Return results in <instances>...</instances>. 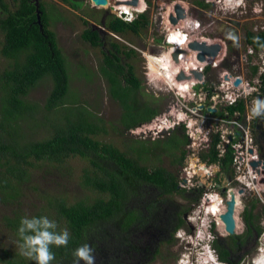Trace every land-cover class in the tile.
<instances>
[{
    "label": "rangeland",
    "instance_id": "rangeland-1",
    "mask_svg": "<svg viewBox=\"0 0 264 264\" xmlns=\"http://www.w3.org/2000/svg\"><path fill=\"white\" fill-rule=\"evenodd\" d=\"M147 1L148 12L145 15L149 23L148 26L143 27L137 35L130 31H123L120 33L111 32L107 27H104V24H101V22H106L104 18L109 15L106 19L108 22L111 16L114 15L113 11L108 12L99 8H93L87 3V0H73L75 4H78L74 5V8L71 3L67 1L66 3L62 0L39 1L46 4L48 11L54 16L53 19H51L52 26H50V29L56 34L57 46L65 58L69 75L68 95L61 109L55 113V117L51 116L52 118L50 117L49 121L52 123L57 122L61 117L70 115L77 107L85 108L95 119H99L102 122L105 129V133H99L98 136H96L97 140L111 144L115 148L120 149L122 153H126L129 158L133 159L137 158L134 152L139 146L138 143H143L147 149H150V152L141 156V164L150 170L161 168L177 174L178 180L181 182L179 188L184 191L182 194L164 197L159 191L146 187L138 197H133L127 206V210L136 215H142V226L135 227L131 231L125 233L121 231L114 220H110L96 226L94 232L91 230V234H89L87 238V244L94 250V256L106 257V264H126L121 262L122 257L119 259L116 254L120 251L118 246L124 247L126 244L124 242L127 241L128 243L130 242L131 245H126L130 246L132 249L131 255L127 254L130 258L134 259L135 255H137L140 257L142 263L175 264L178 254L173 252V247L175 246V249H180L179 242L177 243V240L174 241V239L171 242L167 241L165 233L169 232V226H173L177 223L182 210H186L185 215H190L200 207L201 201L206 200L204 198L205 195L208 196L215 192L210 188V184L207 178H204L202 172V177L196 178L194 183L195 185L201 183V185L196 188L199 193H196V190L190 192L188 188L183 189L182 183L187 179L185 170L190 169L189 164H192L194 169L198 166V171H200L202 167L209 169L210 166L202 159L203 155L207 153V150H205L207 148V129L212 127L211 129H213L215 133L213 139L218 138V141H221L223 136H229L231 132H233V127L225 122L222 114L223 107L220 108L219 106L215 109H211L213 104L210 103L209 100L207 103H201L196 100V103H198L196 109H202L201 111H204L200 117L203 118L202 121H204L206 125L203 130V128L199 126V123L194 120L196 126L189 130L193 134V140H189L185 147L180 138L182 133L178 129L175 131L177 134L173 135L170 131L165 130V133L160 137L152 135L143 136L141 134H135V136H133L131 132H125L120 123V119L124 112L116 101L109 98L108 83L106 79L102 77L100 71L102 68H105V54L117 56L120 60L119 64L124 66L125 72H129L130 69H132L131 76H133L140 85V90L135 93V101L138 105H145L157 112V116L149 125L140 126L133 132L143 127H147L148 129L149 127H155V129H157L156 126L160 124L159 122H162L165 117L170 118L173 116L171 119L175 120L174 116L178 117L184 114V112H182V105L179 104L180 102L177 101V98L172 92V90L176 91V85L173 86L169 83L168 86L166 82L153 80V77L150 76V70L148 69L149 59L151 57L159 58L163 55V52L167 50L163 45L166 37V30L169 32L171 29L169 25L164 24V19H166L169 14V12L165 10L167 9V4L174 2L184 4L186 10H188L187 16L191 20L190 23L194 26L193 31L196 33V38L198 39H201V37L211 39L218 38L220 37L219 34L224 30L225 25H223V23H237L238 26L236 28L240 33L239 54L245 53L247 49V34H255L256 27H258L259 30L262 29L261 27H264V13L260 15L255 14V12L260 13L264 11V0H245V9H237L236 11L230 12V9L227 10L228 6H225V9L224 7L220 8V6L214 3L207 4L206 0ZM5 2L8 4L9 10H3V7L0 5V20L7 17L11 11H15L19 5L15 0H5ZM200 4L210 5V8H200ZM165 13L167 14L166 17ZM234 13L236 14L232 15ZM86 19L94 26V28L92 27L93 29L99 30L101 40L98 46H93L82 39V34L86 29L84 24V20ZM4 38L5 34L0 28V51ZM225 40H227V47H230V51L232 52L233 45L228 43L229 39L226 38ZM114 45L118 46L120 49L119 52L115 51ZM166 52H168V50ZM188 52L191 56L194 55L190 50H188ZM125 54H130L131 56L127 58ZM167 55L164 56V60L171 66V58ZM232 60L233 58L230 56L229 61ZM10 65L11 61L3 57L0 53V74L4 70L9 69L8 67ZM191 65L194 64L191 63ZM226 66L229 67L228 65ZM226 66L225 69L227 68ZM249 71L244 68L234 73L239 75L243 72L246 81L253 84V77ZM148 72L149 76L147 77L146 75ZM218 74V72L210 73L205 71V81L207 83L201 95L203 100L206 99L205 95L208 91L213 95L217 92V88L221 86L222 82L219 81ZM210 86L212 87L211 89L209 88ZM51 90L52 85L49 79H42L29 92L26 100L38 104L39 107L44 106ZM261 92L262 94L259 96L260 101L264 102L263 87L261 88ZM180 95L184 98L186 97L185 94ZM174 102H178L179 108L173 106ZM182 104H185L184 101H182ZM63 106L66 107L62 109ZM38 111L39 112L36 114L37 119L39 117L42 119L47 118L48 115H44L40 110ZM189 120L186 121V123L192 122ZM35 125L37 128L33 127V130H31V128H25L24 132L31 138L35 137V139L38 140L49 137V130H46L41 125ZM189 125L191 126V124ZM39 131H41L42 134L38 138L37 134ZM196 131L198 134L195 133ZM252 131L257 144L261 146L262 156L264 158V114L256 116L252 123ZM241 132L244 136V132ZM35 134L37 136H34ZM173 137L174 139L171 140ZM182 149L186 151L185 159L181 165L177 164L176 166L175 163L181 158ZM92 169L87 159L78 156L71 157L63 164H53L50 162L36 163L34 167L30 169L26 181H24L21 186L19 185L20 187L17 190L20 191L15 193L10 201H8L5 196L1 195L3 193L0 194V264H7L11 259L17 262L20 261L26 264H33L32 261H28L16 254L14 243L16 237L13 231L5 226L4 218L6 216L13 217L15 213L20 216H36L42 214L47 215L50 219H55L61 228L66 227V222L60 219L56 215V211L51 207L55 201H64L67 205L73 206L77 204V202L83 201L86 203H93L98 198L105 197L98 191L85 187L83 184L85 171ZM219 174V180L221 181L220 186L222 189H232L236 191V193L241 194V196H238V194L236 195L238 206L236 208L235 218L236 224L238 225L239 223L236 236H246L247 228L243 221V214L245 210L251 208L253 204L256 206L254 211V215L256 216L255 225L259 226L262 232L260 235L261 240H258L259 245L257 244L259 252V248L264 245V241L262 240V238H264V214H262L264 208L263 192H245L236 181L234 165L227 171L221 168ZM245 181L247 183L248 179ZM228 192L229 191H227V193ZM218 195L224 200L229 198L228 194L226 198L222 197L220 194ZM199 196L201 198L196 202L195 200ZM213 206H209L210 214H208L211 217L215 216L213 213ZM218 210V213H220L221 209ZM201 211V216L203 218L205 213L204 209L200 208L197 214L199 215ZM211 213H213V216ZM218 213H216V216ZM209 215L207 217L208 220L210 219ZM152 228H159L162 235L165 237L160 240L163 246L160 248L159 252L158 249L160 245H158L157 241H150L152 244L150 245L149 242L141 241L137 238L139 237L138 234L141 232L140 229H143V231L145 229L151 231ZM98 230L104 231L107 236L106 234H99ZM218 231L220 235L223 233L221 228H218ZM215 232L217 233V230H215ZM114 246L118 250L113 251ZM216 246L223 250H228L230 252V260L234 262L242 261V264H249L252 257L258 256L257 251H255L257 248L255 237L250 238V240L245 239V241L237 240L234 242H230L227 237L222 239ZM238 248H241V250ZM153 258H155L154 261H152ZM244 259L246 260L244 261Z\"/></svg>",
    "mask_w": 264,
    "mask_h": 264
},
{
    "label": "trees",
    "instance_id": "trees-1",
    "mask_svg": "<svg viewBox=\"0 0 264 264\" xmlns=\"http://www.w3.org/2000/svg\"><path fill=\"white\" fill-rule=\"evenodd\" d=\"M39 1L15 0L19 4L17 9L0 20V28L5 34L0 53L11 61L9 69L0 74V194L3 193L1 195L10 201L14 194L20 191L17 189L26 181L30 169L36 163L63 164L74 156L87 159L93 169L85 171L83 184L105 197H100L93 203L77 202L73 206L67 205L64 201H55L51 205L56 215L66 222L71 234L67 247L53 248L55 260L52 264H73L72 252L77 247L87 244L88 235L91 234V230L95 231L96 226L114 220L117 226L126 232L142 219V215L127 210V206L144 188H153L164 197L182 194L184 191L179 188L177 174L161 168L150 170L141 164V156L150 152L143 143H138L139 146L134 152L137 158L133 159L111 144L97 140L96 136L105 133V129L102 122L95 119L85 108L77 107L67 117L63 116L53 123L49 121V118L55 117V113L61 109L68 95L69 75L65 58L57 46L56 34L50 29L54 16L48 11L47 5ZM62 1L70 2L73 8L74 5H78L73 0ZM0 5L3 10H9L5 0H0ZM199 7L208 9L210 5L200 4ZM108 16L104 18L106 22L102 21L101 24L114 33L130 31L137 35L149 23L146 15L141 16L134 24H127L115 16H111L107 22ZM84 24L86 29L82 39L93 46H98L101 40L99 30L93 29L94 26L87 20H84ZM246 43L262 50L264 34L258 36L248 33ZM114 48L116 52L120 51L117 45H114ZM130 56L125 54L127 58ZM119 62L117 56L105 54V68L100 71L108 83L109 98L116 101L124 112L120 119L121 127L125 132H130L149 124L157 116V112L145 105L137 104L134 98L135 93L140 90V85L131 76L132 69L125 72L124 66ZM253 73L256 75L257 69H254ZM42 79H49L52 90L44 106L39 107L26 98ZM261 80L264 90V74ZM38 110L48 115L47 118L37 119ZM228 110L231 117L236 112L245 114V102L241 101ZM34 123L49 130V137L38 140L26 134L25 128L31 130L33 127L37 128ZM178 130L182 133L180 138L185 147L188 143L185 131L183 127ZM175 131L172 135L177 134ZM40 132L37 134L38 138L42 134ZM173 139L174 137L171 140ZM218 140L212 139L210 149L202 159L209 166L221 163L223 170L227 171L233 165V156L228 150L225 158L219 159L220 153L216 147ZM181 154L180 160L175 163L176 166L182 164L186 151L182 149ZM216 183L221 185L218 178ZM200 198L199 196L195 201L198 202ZM255 209L256 206L253 204L243 214L248 233L259 229L254 225ZM39 215L42 214L36 216ZM20 217L15 213L13 217L4 218L5 226L13 231L16 239ZM220 217L217 219L222 222ZM222 224L224 229L225 225L223 222ZM181 225L182 222L179 227ZM98 231L101 235L106 234L104 231ZM217 250L221 259L227 262L229 253L219 247ZM7 264L26 263L11 259Z\"/></svg>",
    "mask_w": 264,
    "mask_h": 264
},
{
    "label": "built area",
    "instance_id": "built-area-1",
    "mask_svg": "<svg viewBox=\"0 0 264 264\" xmlns=\"http://www.w3.org/2000/svg\"><path fill=\"white\" fill-rule=\"evenodd\" d=\"M118 1H124L129 2L130 4L133 3L135 0H118ZM142 1V8L140 7H133L130 6L131 9H133L136 12H144L147 10V0H141ZM233 6H239V3L241 0H230ZM207 4H211L209 0H206ZM178 3V2H177ZM177 3H170L167 4L169 7H172V15L176 16L175 14V8ZM229 3V4H230ZM88 4H90L93 8H103V6H99L95 3L94 0H88ZM186 12V18L184 20H180L175 29L180 32H187L186 35L189 36V38H194V40H199L202 42H207L209 46L214 45H220L222 50L218 54V58L215 60H210L208 64H211L214 68L219 65V68L221 69V73L219 74V79L221 80L222 84L220 87L217 88V92H215L213 95H211V92H207L205 97L206 99L203 100L201 98V95L203 94V89L206 81L204 82H196V84H200L202 88L200 89L201 92L199 94L192 93V98H200L201 102H206L209 100L210 103H212L211 109H215L216 107H223V116L226 123H229L233 127V132L231 134L225 135L222 137L221 141L218 142L217 151L220 153L219 159H224L226 152L230 150L232 156H233V165L235 167V174H236V181L239 184V186L245 191L249 193H261L264 195V158L262 156V150L261 146H259L256 142V138L254 136V133L252 131V123L255 120L256 116H253L251 114V109L253 107L254 101H260V95L262 94L261 88L262 80L261 77L264 74V50L260 51L256 49L252 44L247 45V49L245 53L240 54L239 57L232 56L233 60L229 61V51L227 47V43L222 41L219 38H205L201 37V39L196 38V33H194L191 29H189L188 26H190V19L188 18V10ZM118 16L122 18V14L119 13ZM124 19V18H123ZM129 21V20H126ZM170 21V20H169ZM228 24V23H227ZM170 38H168L169 41ZM229 61V62H228ZM205 64L204 67L201 69V73L204 74L207 65ZM228 65L226 69L222 67V65ZM222 67V68H221ZM247 69L249 73L251 72L253 77V84L249 81H246L245 74L242 72L239 75H236L234 72L240 69ZM254 69H257L256 75L253 73ZM228 79V80H226ZM237 80L241 81L240 87H235V83ZM212 88L211 86L209 87ZM231 89V90H229ZM225 90H228L226 94H222V92H225ZM264 91V90H263ZM241 101L245 102L246 110L245 114H241L240 112H236L232 117L229 115V108L237 106V104ZM196 106H198V103H196ZM197 108V107H196ZM190 112H192L190 110ZM194 113V112H192ZM199 119L202 120L203 118L198 115ZM166 118V117H165ZM232 119V120H229ZM180 120V119H179ZM245 120V121H244ZM246 122V123H245ZM160 125H162V122H159ZM203 123V121L201 122ZM178 122H172V126L178 125ZM164 125V124H163ZM158 130L161 129L160 126H156ZM155 127H143L142 129H139L138 131H131V134L135 136V134H141L143 136H147V130H154L152 129ZM212 128V127H211ZM244 132V136L242 135V132ZM197 132V131H196ZM189 138L193 140V134L189 132ZM207 139L206 142L209 143L211 139H213V135H215L214 131L206 133ZM192 145V144H190ZM222 146V148H221ZM189 147V146H188ZM205 150H209L210 147L207 144ZM191 149V148H190ZM195 153V152H194ZM257 163L256 166L253 164ZM190 165V169L185 170V174L187 175V179L183 181V189H189V191L196 190L198 186L201 185H195L196 178H199V172H202L201 170H205L204 178H207L208 183L210 184V188L214 193L217 192L218 189H220V185L216 183V175H219L222 165L221 163H218L216 165H212L209 167V169L202 167V169L199 170V167L196 166L195 169ZM198 173H197V171ZM188 171V172H187ZM190 172V173H189ZM247 183L245 180H247ZM181 182H179V185ZM233 190L230 189L229 193ZM236 193V191H233ZM261 195V196H262ZM206 196V195H205ZM210 194L206 197L210 198ZM230 198V197H229ZM228 200L230 201V199ZM262 198V197H261ZM264 203V201H263Z\"/></svg>",
    "mask_w": 264,
    "mask_h": 264
},
{
    "label": "clouds",
    "instance_id": "clouds-1",
    "mask_svg": "<svg viewBox=\"0 0 264 264\" xmlns=\"http://www.w3.org/2000/svg\"><path fill=\"white\" fill-rule=\"evenodd\" d=\"M138 1H139V5H137L136 7L142 8V5H141L142 1L141 0H138ZM87 3H88V0H87ZM244 3H245V0H241L239 3V6H237V7L239 8V7L243 6V9H245L246 3L245 4ZM123 4H126L128 11L123 9V8H125V6ZM99 6H103V8H100L102 10L113 11L115 17L126 22L127 24H134L137 20H139V18L141 16L145 15L148 12V5H147V10H145L142 13H140V12L138 13V12H136L130 8V6H133V7H135V6L132 3L131 4L128 3V1L122 2V1H118V0H109V4L106 5V6H108V8H105L104 5H99ZM233 7H236V6H233ZM119 13L122 14V18H120L118 16ZM235 14L236 13H234L232 15H235ZM174 17H176V16H174ZM126 20H129V21H126ZM227 25H232V24H227ZM224 29H227V26L224 27ZM167 32L168 31L166 30V32H165L166 37L164 39L163 45L166 48H168V47L171 48V46L169 45L170 39L168 41L169 36H168ZM186 36L189 40L188 43L190 42L189 43L190 46H191V44H193L195 42L200 44V45L203 44V43H199L197 40H194V38H192V39L189 38L188 35H186ZM218 38L221 39V37H218ZM222 41L226 42V40H222ZM205 44L208 45L207 42H205ZM177 47L180 48L179 46H175V48H177ZM228 51L230 52V47L228 48ZM194 52H196L195 58L198 59L200 52H197V51H194ZM175 53H177V52H174V54ZM238 55H240L239 51H238ZM230 56L232 57V56H236V55L233 54L232 52H230ZM230 56H229V60H230ZM180 57H181V55L178 56V62L179 63H180V60H179ZM236 57H239V56H236ZM215 59L216 58L206 57V62L203 64L204 65L208 64L210 60H215ZM222 67L224 69L225 65L223 64ZM201 69L199 71H194V72H199L200 74H202L200 72ZM205 71L210 72V73H213V72H218L219 74L221 73V69L219 68V65L214 68L211 64H208ZM181 74H184V76L186 77V80H183L180 82L177 81V82L178 83H187V82L191 83V89H190L191 93H188V96H186L184 98V97L180 96V94L177 90L175 92H174V90H172V89L171 90L174 93L175 97L177 98V101L180 102L179 104L182 105V110H183L182 112H184L183 115L186 117V119L183 115H180V117L175 118L176 122H178L179 124L176 126H172L171 125L172 122H175V121L171 119L172 117H170L168 125L167 124L160 125V127H161L160 130H158V129L147 130V135L160 137L163 135V133H165L164 132L165 130L170 131L172 133L176 129L183 127V129L185 131V135L189 141V140H191L189 138V132H190L189 130L196 126V124H194V123H196L195 121H197L199 123V126L202 127L204 130L206 123H204V121H203V123H201L202 120L199 119V117H198L199 114L191 108L192 106L196 107L197 101L201 102L200 98H198V97L192 98L191 96H192L193 92L196 94H199L198 91H200L202 86L200 84H196V82H204L205 81V79H206L205 72H204V74H202V76H203L202 81H199L198 79L195 78V76H192L189 73H186V71H185V73L181 72V71L179 73H177V75L175 77L176 80L178 79V77H180ZM219 74H218V76H219ZM146 76L147 77L149 76V72L147 73ZM219 81H221V80L219 79ZM240 86H241V84H240ZM229 90H231V89H229ZM227 92H228V90H225V92H222V94H226ZM182 101H184L185 104H182ZM201 103H203V102H201ZM190 110L194 113H191ZM251 114L253 116H259V115L264 114V102L254 101L253 107L251 109ZM181 116H182V118H181ZM189 118H190V120H189ZM171 120H172V122H171ZM188 120L192 121V122L186 123V121H188ZM149 124H146V125H149ZM189 124H191V126ZM212 131H213V129H211V128L207 129V133L212 132ZM195 133H197V132H195ZM207 136L208 135L206 134V139H207ZM211 143H212V139L207 144L210 145ZM201 177H202V175H201ZM210 195H211L210 198H208L206 196H204V198L205 199H211V198H215V197L219 196L217 194V192L214 194H210ZM236 199H237V197H236ZM205 201L204 200L201 201V205H200L201 207L204 205ZM236 208H237V206H236ZM207 216H208V214H207ZM207 216H206V213H204V217L202 219H200V217H199V219L196 223V224H198V226H197L198 232L196 235L197 236L200 235L203 242H205L203 247L206 248V251H207L206 254L205 253L202 254L201 251H199L198 247L196 246V247H194V250L192 251L193 258L191 257L190 253L187 252V255H186L187 260H185L183 263H180V264H185V262H186V264H221V263H219V261L217 260V257L214 255V253L211 251V248H210L211 247L210 240L213 237L212 233H210V229L214 228V227L218 228V225H217L216 220H214V218L212 220L211 219L208 220ZM189 222L191 223V220H189ZM179 234L181 235V239H183L184 243L187 241V244H186L187 247H188V245L194 246V245L200 243L197 239H187L186 236L184 235L185 234L184 232H181ZM17 237L18 238L16 239V241L14 243H15V248H16V254L18 256L25 258L28 261H32V262H34V264H52V262L55 260V253L53 251V248L67 247L69 240L71 239V234H70L67 227L61 228L55 219H50L47 215H39V216H27V215H25V216H21L19 219V223L17 226ZM263 248H264V246H263ZM93 252H94V250L88 244H83V245L77 247L72 252L73 264H95V256H94ZM253 264H264V250L262 252H260L259 256L257 257V259L254 261Z\"/></svg>",
    "mask_w": 264,
    "mask_h": 264
},
{
    "label": "flooded vegetation",
    "instance_id": "flooded-vegetation-1",
    "mask_svg": "<svg viewBox=\"0 0 264 264\" xmlns=\"http://www.w3.org/2000/svg\"><path fill=\"white\" fill-rule=\"evenodd\" d=\"M129 3V2H128ZM126 5V4H125ZM182 6L185 10H186V8H185V6H184V4H182V3H177L176 4V6ZM167 7V9H165V10H168V6H166ZM109 12V11H108ZM107 12V13H108ZM169 13H172V7H171V9H170V11H168ZM255 12V11H254ZM261 13H264V11L262 12H260V13H256L255 12V14H258V15H260ZM173 14V13H172ZM165 15H167L166 13H165ZM192 23H190V26H188L189 27V29H191L192 31H193V29H194V26H192L191 25ZM223 25H225L224 27H226L227 26V28H230V27H232V25H227V24H225V23H223ZM193 27V28H192ZM234 29H235V27H233ZM262 29L261 30H259V28L258 27H256V29H255V34L256 35H258V36H262L263 34H264V27H261ZM238 30V29H237ZM194 32V31H193ZM230 31H228V30H223L222 31V33H220L219 34V36L220 37H224L225 39L227 38V39H229L228 41V43L230 44V45H233V47H232V53L234 54V42H233V39L231 38V37H228V33H229ZM185 33H187V32H185ZM195 33V32H194ZM238 34H239V37H240V33H239V31H238ZM227 41V40H226ZM199 43H205V42H202V41H199ZM264 50V49H263ZM260 51H262V50H260ZM229 56H230V52H229ZM178 104V102H174V104H173V106L174 107H177V108H179V105H177ZM193 110H195V112H197L198 114H199V116L202 114V113H204V111H201V110H197L196 109V107L195 106H192L191 107ZM203 108V107H202ZM204 108H205V106H204ZM169 113V112H168ZM192 113V112H191ZM220 175V174H219ZM219 175H216V179L218 178L219 179ZM227 191H229V190H227L226 188L225 189H222V187L220 186V189H218L217 190V193L218 194H220L222 197H224V198H226V196H227V194H228V197H230L229 199L231 200V193L233 192H228L227 193ZM195 192H197V190L195 191ZM233 193H235V192H233ZM238 194V196H241V194H239V193H235V195H237ZM241 198V197H240ZM223 200V203H226V206H227V203L229 202V200H228V198L226 199V200H224V199H222ZM201 208V206L198 208V209H196L195 211H193L190 215H185L186 214V210H182L181 211V213H180V215H179V217H178V220H177V223L175 224V225H173V226H169V232H166L165 234V237L167 238L166 240L167 241H169V242H171L173 239H174V241H176L177 240V243L179 242V248L180 249H178V248H176L175 249V246L173 247V252L175 253V254H178V257H177V259H176V262H175V264H179L180 262L181 263H183L185 260H187V252L188 253H190V255H191V257L193 258V255H192V251L194 250V247H198V249H199V251H201V253L203 254V253H205L206 254V248L205 247H203V245L205 244V242H203V240L201 239V236L199 235V236H197L196 234H197V232H198V224H196L195 226L194 225H192L190 222H189V220H191V219H193V216H195L197 213H198V211H199V209ZM223 213V212H222ZM262 214H264V208H263V210H262ZM221 216V214L219 215V214H217V216L216 217H220ZM254 216V218H255V220H254V225H255V222H256V216L255 215H253ZM200 219H202L201 217H200ZM238 221V220H237ZM181 222H182V225L179 227V225L181 224ZM142 224H143V220L141 219L140 221H138L137 223H135V224H133L126 232H129V231H131L133 228H135V227H139V226H142ZM239 224V223H238ZM146 226V225H145ZM238 227V226H237ZM255 227L257 228H259L258 230H253L251 233L249 232L248 233V231H247V234H246V236H230L227 232V235H225L224 233H222L221 235L219 234V232H218V229L217 228H211L210 229V233H212V235H213V237L211 238V240H210V242H211V251L214 253V255L217 257V260L219 261V263H221V264H242L241 262H234V261H232V260H230V252L228 251V250H225L226 252H228L229 253V258H228V261L227 262H224L222 259H221V257H220V252L217 250V247L218 246H216L222 239H225V238H227L228 237V239L230 240V242L231 241H237V240H240V241H245V239H248V240H250V238H252V237H255V241H256V246H257V244H258V240H261V237H260V235H261V229H260V227L259 226H256L255 225ZM120 228V227H119ZM121 229V228H120ZM141 230V232L138 234V236L139 237H137L138 239H140L141 241H146V242H149V244L150 245H152L151 244V242L150 241H152V240H155V241H157L158 242V245H160L159 246V249H158V252H159V250H160V248L163 246L162 244H161V241L160 240H162V239H164L165 237L162 235V232L160 231V229L159 228H156V229H151V231H148L147 229H145L144 231H143V229H140ZM215 230H217V233L215 232ZM121 231H122V229H121ZM125 232V233H126ZM181 232H184L185 234V236H186V238L187 239H197L200 243L199 244H196V245H188V247L186 246V244H187V241L184 243L183 242V239H181V235L179 234V233H181ZM262 240L264 241V238H262ZM124 243H126V244H128V245H131L130 244V242L128 243V241L127 242H124ZM125 244V246L124 247H122V246H118V245H116V246H118V249L120 250L119 251V253L118 254H116V256L120 259L121 257V262H123V263H126V264H149L150 262H145V261H147V260H145L144 262L145 263H142L141 262V260H140V257L139 256H137V255H135V258L133 259V258H130L127 254H129V255H131V247L130 246H128V245H126ZM239 245H241V244H239ZM259 245V244H258ZM263 246L264 245H262L260 248H259V252H258V246H257V248L255 249V251H257V253H258V256H259V254H260V252H262L263 251ZM117 248H115V246H114V249H113V251H115V250H118ZM175 249V250H174ZM239 250H241V248H238ZM254 251V252H255ZM258 256H254V257H252V260H251V262L249 263V264H253L254 263V261L257 259V257ZM96 258H95V264H106V262H105V260H106V257L105 256H95ZM142 257V256H141ZM154 259L155 258H153L152 259V261H154ZM246 259H244V261H245ZM152 263V262H151ZM150 263V264H151Z\"/></svg>",
    "mask_w": 264,
    "mask_h": 264
},
{
    "label": "bare ground",
    "instance_id": "bare-ground-1",
    "mask_svg": "<svg viewBox=\"0 0 264 264\" xmlns=\"http://www.w3.org/2000/svg\"><path fill=\"white\" fill-rule=\"evenodd\" d=\"M209 1L211 3L216 4L217 6H220V8H223L224 7V9H225V6H228L227 10L230 9L229 12L230 11H236L237 9L243 10V6H241L239 8L238 7H233L231 5L233 2L230 3L231 2L230 0H209ZM122 2H124V1H122ZM123 5L125 6V8H123V9L126 10V11H128L126 5L125 4H123ZM105 8H108V6H105ZM170 9H171V7L168 6V10L167 11H170ZM231 9H234V10H231ZM184 11H185V9H184ZM223 12H228V11H223ZM165 17H166V15H165ZM171 17H172V13H169L167 15V18L164 19V22H165L164 24H167V25H169V27H171V29L168 32V36L170 38L169 45L171 46V48L168 47L167 48L168 52H166L167 50L164 51L163 52V55L161 57H159V58H156V57L153 58V57H151L149 59V68L148 69L150 70V76L153 77L152 78L153 80H155V81H157V80L160 81L161 80L163 82H166L168 84V86H169V83H171V85H173V86L176 85V89L175 90H177L179 92V94H182V95L185 94V96H188V93H191V90H190L191 89V83L180 84V83L177 82V80H176L175 77H176L177 73H179L180 71L181 72H184V73L186 71V73H189L190 75L194 76V71H199L204 66V64L201 63V62H199V60L195 58L196 52H194L193 50H191L190 45H189L190 42L188 43L189 40H188V38L186 36V33L185 32L184 33L183 32H179V31H177V30L174 29L176 25H173L169 21ZM175 46H179L180 48H178V47L175 48ZM188 50H190L191 53H193L194 55L191 56V54H189ZM174 52H177V53L179 52V55H181V57L179 59L180 60V63H176L173 60L172 55L174 54ZM168 53H170V54H168ZM165 55L170 56V58H171V66H169V63H167L164 60L165 59V57H164ZM191 63L194 64V65H191ZM174 117L175 118H178L180 116H178V117L177 116H174ZM181 118H182V116H181ZM167 119H169V117H166L163 120V124H167L168 125L169 120H167ZM174 121L176 122V119ZM157 126H160V124H158ZM201 171H202V174L204 176V173L203 172L205 170H201ZM210 205L211 206L214 205L213 206V209H214L213 210V213H214L215 216H216V213L219 212L218 209H221L220 213H218L219 215L222 212H224V211L226 212V210H225L226 209L225 208V203H223V200H222V198L220 196H217V197L211 198V199H206V201L204 202V205L201 207L202 209H204V211H205L206 214H208L210 212V210H209L210 209L209 208ZM236 206H238L237 199H236ZM213 213H211L212 216H213ZM224 213H223V215H224ZM201 214H202V211L200 212L199 215L196 214L195 216H193V219H191V224L192 225L195 226L196 225L195 223H197L199 217L202 218ZM235 215H236V213H235ZM215 216L214 217H211L209 215V217H210L211 220L213 218H214V220H216L217 225H218V228H221V230H223V233L225 235H227V233L225 231V227H224V229L222 228V225H223L222 222L219 221V219H217L218 217L215 218ZM235 221H236V218H235ZM236 231H237V224H236Z\"/></svg>",
    "mask_w": 264,
    "mask_h": 264
},
{
    "label": "water",
    "instance_id": "water-1",
    "mask_svg": "<svg viewBox=\"0 0 264 264\" xmlns=\"http://www.w3.org/2000/svg\"><path fill=\"white\" fill-rule=\"evenodd\" d=\"M95 3L97 5H108L109 4V0H94ZM135 7L137 5H139V1L135 0L134 3H132ZM175 14L176 17L172 16L170 18V22L173 25H177L179 23L180 20H184L186 18V12L184 11V9L181 6H176L175 8ZM39 21L41 22V15H39ZM237 23H232V27L227 28L225 30L230 31L228 33V37H231L233 39L234 42V54L236 56L238 55V47L240 44V37L238 34V30H237ZM235 27V29L233 28ZM222 40H225L224 37H221ZM191 50L200 52V55L198 57L199 62L201 63H205L206 62V57L209 58H217L218 54L220 53V51L222 50V48L220 47V45H214V46H208L205 43H203L202 45L198 44V43H193L190 46ZM178 56H179V52L173 54L172 58L176 63L178 62ZM194 76L196 79H198L199 81H202L203 76L202 74H200L199 72H194ZM186 80V77L184 76V74H181L180 77H178L177 81H183ZM227 80V79H226ZM241 84L240 80H237V82L235 83V87H239ZM254 166L257 165V163L253 164ZM199 175L201 176V173L199 172ZM235 213H236V197H235V193H231V201H229L227 203L226 206V212L224 213V215L221 216V220L225 225V230L226 232L230 235V236H235L236 235V221H235Z\"/></svg>",
    "mask_w": 264,
    "mask_h": 264
},
{
    "label": "crops",
    "instance_id": "crops-1",
    "mask_svg": "<svg viewBox=\"0 0 264 264\" xmlns=\"http://www.w3.org/2000/svg\"><path fill=\"white\" fill-rule=\"evenodd\" d=\"M65 3V2H64Z\"/></svg>",
    "mask_w": 264,
    "mask_h": 264
}]
</instances>
